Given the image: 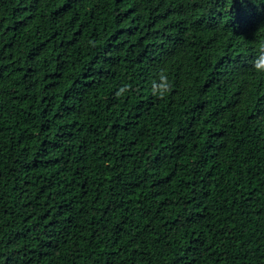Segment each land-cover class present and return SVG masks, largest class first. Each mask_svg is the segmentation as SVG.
<instances>
[{"label":"trees","instance_id":"trees-1","mask_svg":"<svg viewBox=\"0 0 264 264\" xmlns=\"http://www.w3.org/2000/svg\"><path fill=\"white\" fill-rule=\"evenodd\" d=\"M256 4L0 0V264H264Z\"/></svg>","mask_w":264,"mask_h":264},{"label":"clouds","instance_id":"clouds-1","mask_svg":"<svg viewBox=\"0 0 264 264\" xmlns=\"http://www.w3.org/2000/svg\"><path fill=\"white\" fill-rule=\"evenodd\" d=\"M253 3L256 4V0H252ZM262 4H264V0H262ZM259 8L261 4H256ZM253 68L257 72H264V44H262L258 50L257 55L253 60ZM131 91V85H123L119 88V90L115 93L117 98L122 97L125 93ZM152 94L159 98L166 97L172 91V84L168 79V76L164 70H162L158 74V79H154L152 81Z\"/></svg>","mask_w":264,"mask_h":264}]
</instances>
